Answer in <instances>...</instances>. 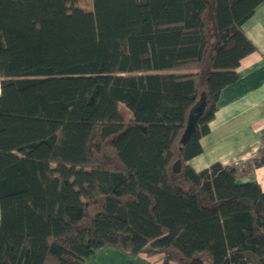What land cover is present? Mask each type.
Segmentation results:
<instances>
[{
  "label": "trees",
  "instance_id": "16d2710c",
  "mask_svg": "<svg viewBox=\"0 0 264 264\" xmlns=\"http://www.w3.org/2000/svg\"><path fill=\"white\" fill-rule=\"evenodd\" d=\"M91 1L0 0V264H264L261 186L188 164L264 0Z\"/></svg>",
  "mask_w": 264,
  "mask_h": 264
},
{
  "label": "crops",
  "instance_id": "0c3cea01",
  "mask_svg": "<svg viewBox=\"0 0 264 264\" xmlns=\"http://www.w3.org/2000/svg\"><path fill=\"white\" fill-rule=\"evenodd\" d=\"M256 51L246 56L238 68V80L225 87L216 103L209 133L200 139L202 152L188 164L196 171L214 163L240 165L247 173L242 183L257 182L264 192V2L242 27ZM1 93V89H0ZM84 264H165L164 256L127 255L116 248L97 251Z\"/></svg>",
  "mask_w": 264,
  "mask_h": 264
},
{
  "label": "water",
  "instance_id": "95a60500",
  "mask_svg": "<svg viewBox=\"0 0 264 264\" xmlns=\"http://www.w3.org/2000/svg\"><path fill=\"white\" fill-rule=\"evenodd\" d=\"M204 104H205V95L203 94V96H202L201 100L199 101V103L193 107V109L191 110V112L189 114L186 130H185V133H184V135L182 137V142L183 143H185L187 141L188 137L194 131L195 126H196L197 121H198V118L200 117V115L203 112ZM173 169H174V171L176 173L180 172V170H181L180 161H177L174 164Z\"/></svg>",
  "mask_w": 264,
  "mask_h": 264
},
{
  "label": "rangeland",
  "instance_id": "374dc122",
  "mask_svg": "<svg viewBox=\"0 0 264 264\" xmlns=\"http://www.w3.org/2000/svg\"><path fill=\"white\" fill-rule=\"evenodd\" d=\"M91 0H81V3H79V6L86 9H91Z\"/></svg>",
  "mask_w": 264,
  "mask_h": 264
}]
</instances>
